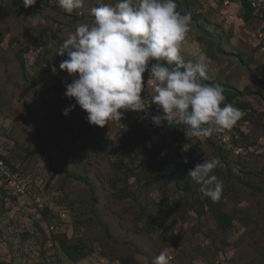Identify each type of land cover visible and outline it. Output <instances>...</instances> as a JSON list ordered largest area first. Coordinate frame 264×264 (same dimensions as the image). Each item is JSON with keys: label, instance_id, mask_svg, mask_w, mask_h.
<instances>
[{"label": "rangeland", "instance_id": "374dc122", "mask_svg": "<svg viewBox=\"0 0 264 264\" xmlns=\"http://www.w3.org/2000/svg\"><path fill=\"white\" fill-rule=\"evenodd\" d=\"M175 2L181 14L200 15H189L185 62L203 57L204 83L222 85L224 104L242 113L222 130L226 142L154 125L162 113L151 90L146 111L104 127L79 105L65 116L76 103L65 95L73 78L57 53L79 23L93 22L92 8L116 0H84L72 13L58 0H0L1 154L29 187L16 195L0 180V264H154L163 250L170 264H264V57L249 64L257 46L264 51V31L258 25L241 48H221L199 25L219 1ZM213 157L223 181L216 203L188 177Z\"/></svg>", "mask_w": 264, "mask_h": 264}, {"label": "clouds", "instance_id": "9594fccd", "mask_svg": "<svg viewBox=\"0 0 264 264\" xmlns=\"http://www.w3.org/2000/svg\"><path fill=\"white\" fill-rule=\"evenodd\" d=\"M35 2L24 0V6ZM83 2L58 0L68 13L81 9ZM91 14L93 22L79 23L57 53L67 56L59 69L73 78L65 81V95L76 103L64 110L65 116L79 105L90 124L104 127L124 119L127 111H146L151 90L150 99L162 113L152 117L154 125H184L186 137H211L241 118L238 108L224 104L222 85L204 83L205 59L185 62L181 55L190 16L177 11L175 0H116L92 8ZM52 72L57 73L55 66ZM146 72L147 99L142 97ZM220 164L218 157L205 158L188 172L213 203L223 193V181L214 174ZM154 264H170L166 250Z\"/></svg>", "mask_w": 264, "mask_h": 264}, {"label": "crops", "instance_id": "0c3cea01", "mask_svg": "<svg viewBox=\"0 0 264 264\" xmlns=\"http://www.w3.org/2000/svg\"><path fill=\"white\" fill-rule=\"evenodd\" d=\"M218 1L220 3H218L216 7H213L212 5V7L209 9L216 11H204L202 8H200L201 12L204 11L207 14V18L203 19L199 23V25H201V28L204 32L215 33L216 37L218 38V40L215 39V41L221 48L224 46H228L239 49L243 46L242 43L244 42L245 38H249L251 40V35L257 38V31L259 26L264 31V11L253 12L251 10H248L247 8L238 6V3H235L234 0ZM198 12L199 10L191 11L188 15L195 18L200 16ZM216 12L218 21H215L212 17H210V15L212 16ZM244 22L248 24H245L243 26L242 23ZM247 28H251L253 30V34L248 33L247 35ZM257 49L258 50L256 52H253L254 57H251V60L249 58V64H259L258 60L264 57V51L263 49H261V46H257ZM251 69L254 70L253 68ZM1 152L2 149L0 147V155H2Z\"/></svg>", "mask_w": 264, "mask_h": 264}, {"label": "built area", "instance_id": "2783aa9c", "mask_svg": "<svg viewBox=\"0 0 264 264\" xmlns=\"http://www.w3.org/2000/svg\"><path fill=\"white\" fill-rule=\"evenodd\" d=\"M245 3L254 11H264V0H239ZM153 117V116H152ZM151 117V118H152ZM152 121V119H151ZM153 122V121H152ZM212 137L216 141H228L227 134L224 131L215 132ZM0 178L5 187L15 194H25L29 191V187L21 177V173L0 155Z\"/></svg>", "mask_w": 264, "mask_h": 264}, {"label": "trees", "instance_id": "16d2710c", "mask_svg": "<svg viewBox=\"0 0 264 264\" xmlns=\"http://www.w3.org/2000/svg\"><path fill=\"white\" fill-rule=\"evenodd\" d=\"M245 4V3H244ZM246 7L249 9V10H251V11H253L254 12V10L253 9H251L250 7H248V5H246ZM2 156V155H1ZM3 157V156H2ZM4 158V157H3ZM5 159V158H4ZM6 161H7V159H5ZM8 162V161H7ZM16 170L17 171H19L17 168H16ZM20 172V171H19ZM21 173V172H20ZM0 180H1V182H2V184H3V186L5 187V185H4V183H3V181H2V179L0 178ZM6 188V187H5ZM7 189V188H6ZM9 190V189H8ZM29 192V191H28ZM28 192L27 193H25V194H16V195H23V196H25V195H27L28 194Z\"/></svg>", "mask_w": 264, "mask_h": 264}]
</instances>
